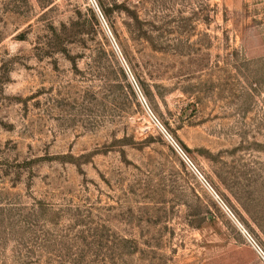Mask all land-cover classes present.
<instances>
[{
	"label": "rangeland",
	"instance_id": "obj_1",
	"mask_svg": "<svg viewBox=\"0 0 264 264\" xmlns=\"http://www.w3.org/2000/svg\"><path fill=\"white\" fill-rule=\"evenodd\" d=\"M0 264H264V0H0Z\"/></svg>",
	"mask_w": 264,
	"mask_h": 264
},
{
	"label": "built area",
	"instance_id": "obj_2",
	"mask_svg": "<svg viewBox=\"0 0 264 264\" xmlns=\"http://www.w3.org/2000/svg\"><path fill=\"white\" fill-rule=\"evenodd\" d=\"M185 161H186V163L196 172V173H198L197 171H196V169L194 168V166L192 165V163L187 159V158H185ZM201 182L210 190V191H212V189L210 188V186L208 185V183L203 179V178H201ZM212 194H213V191H212ZM215 195V194H214ZM256 247V250L258 251V253L263 257V254H262V252H261V250L257 247V246H255Z\"/></svg>",
	"mask_w": 264,
	"mask_h": 264
},
{
	"label": "bare ground",
	"instance_id": "obj_3",
	"mask_svg": "<svg viewBox=\"0 0 264 264\" xmlns=\"http://www.w3.org/2000/svg\"><path fill=\"white\" fill-rule=\"evenodd\" d=\"M179 148V147H178Z\"/></svg>",
	"mask_w": 264,
	"mask_h": 264
}]
</instances>
